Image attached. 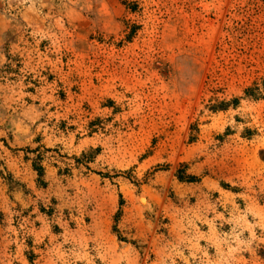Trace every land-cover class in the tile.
<instances>
[{
	"label": "rangeland",
	"instance_id": "374dc122",
	"mask_svg": "<svg viewBox=\"0 0 264 264\" xmlns=\"http://www.w3.org/2000/svg\"><path fill=\"white\" fill-rule=\"evenodd\" d=\"M0 264H264V0H0Z\"/></svg>",
	"mask_w": 264,
	"mask_h": 264
},
{
	"label": "trees",
	"instance_id": "16d2710c",
	"mask_svg": "<svg viewBox=\"0 0 264 264\" xmlns=\"http://www.w3.org/2000/svg\"><path fill=\"white\" fill-rule=\"evenodd\" d=\"M252 92H253L252 89H250V90H248L246 92L248 94V97H252L253 96ZM254 97H259L260 98L261 94H259V96H254ZM238 103H239L238 100H235L234 103H232V104L237 106ZM229 105H230L229 103H221V104H219V106H213L211 109L213 111L226 110ZM39 169H40V172H43L42 168H39ZM179 178L181 180H185V179H188V176H179Z\"/></svg>",
	"mask_w": 264,
	"mask_h": 264
}]
</instances>
